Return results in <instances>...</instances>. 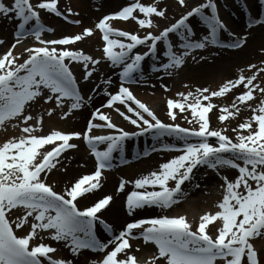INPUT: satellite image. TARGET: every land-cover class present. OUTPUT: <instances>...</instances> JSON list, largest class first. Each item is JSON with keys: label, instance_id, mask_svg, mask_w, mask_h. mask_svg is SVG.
<instances>
[{"label": "snow or ice", "instance_id": "1", "mask_svg": "<svg viewBox=\"0 0 264 264\" xmlns=\"http://www.w3.org/2000/svg\"><path fill=\"white\" fill-rule=\"evenodd\" d=\"M160 3L161 0L149 4L133 0L95 25L102 33L104 58L113 67L122 68L119 89L115 94L107 93L109 99L104 107L114 109L136 131L118 126L110 114L97 108L83 132L54 130L50 134L37 135L43 132L44 117L33 116L28 111L33 103L53 104L46 109V114L51 117L60 109L62 119L83 107L84 97L80 94L77 78L66 61L81 64L85 73L83 78L88 80L101 60L82 50L73 51L60 46L74 45L92 36L93 29L85 28L81 34L71 37L45 40L42 34L53 29L45 28L41 23V11L68 19L74 14L70 7L66 9V15L58 7L59 0H12L10 4L0 0V18L18 21L15 43L0 55V128L15 122L13 127H18L21 132L20 136L0 143V264H45V261L47 264H73L72 260L53 259L50 254L57 249L43 243L45 239L63 242L74 256L83 250L104 253L101 260L92 264H138L137 257L129 252L133 247L130 241L138 239L144 244L155 245L157 252L151 264H264L254 243L257 238L264 240V99L260 98L264 97V82H257L264 67L258 68L251 76L241 74L238 79L228 80L215 91L198 88L195 92L178 93L179 100L167 101V115L172 123L161 120L127 86L138 82L135 74L142 71L146 58L157 57L158 46H166L167 61L159 67L154 66L153 71L170 76L185 64L188 57L197 62L205 59L199 56L198 60L194 54L197 50H204L209 45L240 49L247 43L248 36L229 30L219 15L216 0H203L161 29L156 18L167 20L168 9L162 8ZM178 3L188 7L186 0H178ZM194 18H199L207 28V35L199 39H194L191 26ZM114 20L135 21L143 34L116 29L110 23ZM255 25H264V18L250 15L247 27L251 29ZM223 32L234 37L233 41L222 43L219 37ZM172 34L179 37L175 44ZM29 35L39 46L27 48L28 58L20 63L21 58L14 51ZM4 43L0 39V45ZM141 46H145L147 52L137 51ZM256 68L257 65H250L249 71ZM241 86L246 91L235 97L231 107L219 109L221 123L239 116L240 105L253 113L238 128L232 129L237 133L232 138L226 134L227 127H211L209 113L218 107L212 103L213 98L225 97ZM256 100H259L258 104L249 103ZM204 101L208 103L205 105ZM66 103L67 111H63ZM117 105H123L127 112ZM185 112H190L191 118L186 115L184 119L193 125L191 128L176 123ZM95 130H110V133L100 134ZM149 133L157 141L174 136L183 142V146L153 147V152L175 151L180 154L134 181L137 190L131 191L126 199L129 216L146 207L166 209L178 204L184 196L182 186L194 179V170L198 167L207 166L216 171L228 167L236 169L238 175L233 180L226 175L222 177L224 195L216 205L218 210L215 214L202 215L197 225L189 222L186 216L134 219L127 222L118 235L103 242L96 234L97 223L104 225L110 234L112 227L98 214L110 206L113 196L107 195L84 207L79 205V199L99 189L103 171L113 166L114 153L118 152L123 161L125 143ZM209 138H215L216 143H210ZM80 139L94 157L95 171L58 192L48 183L47 177L60 165L65 152L78 148L71 141ZM101 145H106V149L101 150ZM170 182H174V187L169 186ZM126 183L121 180L118 191L123 192ZM217 222L220 226L216 235H212L209 225ZM17 229L24 230V234L19 235Z\"/></svg>", "mask_w": 264, "mask_h": 264}, {"label": "bare ground", "instance_id": "2", "mask_svg": "<svg viewBox=\"0 0 264 264\" xmlns=\"http://www.w3.org/2000/svg\"><path fill=\"white\" fill-rule=\"evenodd\" d=\"M199 0H191V3L198 4ZM249 2L253 0H247ZM106 2L105 5L102 3ZM128 0H61L60 2V8H63L61 10L66 12L67 8H71L73 10V17L76 20H81V24L79 27H68L67 31V36L69 35H77L81 34L83 29L85 27H91L93 29V35L90 37H86L83 41H80V45L82 48L81 50H84L85 52L89 54H93L95 51L101 50L103 47L102 40L103 38L100 36V34L97 32L95 28V24L93 25L94 21H92V24H86V16H90L94 9H100L103 8V10L108 11L111 10L112 12H117L121 8H123L127 4ZM146 4L149 3H154L155 0H145ZM235 1L231 0L230 3H222L221 4V9L223 8V14L222 16L226 20V24L228 26H240L239 21H238V16H240V13L238 12V5L234 4ZM231 3L234 5L232 6ZM160 6L162 8L166 7L168 11L172 8V5L168 2L162 1L160 3ZM230 6V7H229ZM249 7V6H248ZM259 6L256 3H251L250 7L248 8L247 12L252 13L254 12L253 10H256ZM224 8L226 9L227 12L224 11ZM245 10V9H244ZM237 12L238 15H236L234 12ZM243 11V10H242ZM75 13H78V15H75ZM229 14V15H228ZM245 14V12H244ZM47 15V14H46ZM50 16L47 15V18ZM231 17V18H230ZM52 20L51 23H53V26L56 27V24H61L62 21H59L55 19L53 16L51 17ZM59 21V22H57ZM83 21V22H82ZM15 20H7L6 18H0V30L2 31V35L0 39H3L5 41V45H0V48H10L13 43H15V38L13 36V30H16V25L14 24ZM84 23V25H83ZM113 27L119 30H124V31H129V32H141L143 34V30H141L138 26V24L135 21L129 22L127 24L123 23H113ZM161 29L164 28L163 25H161ZM63 31L66 30H59L56 31L55 39H59L62 37L57 38V36H60L62 33H65ZM176 40L179 41V37L175 38ZM256 42H259V44L264 45V37H256L255 38ZM33 41L29 40H21V43L17 45V48L14 51V54L18 57H20V63L21 61H24L26 56H28L27 48L34 47L36 44H34ZM75 47V48H77ZM71 50H74L72 48ZM162 57V55H161ZM152 62H150L148 65L150 68L153 69L154 63L156 61H159V56L155 59H151ZM78 69L76 70V77L80 78L82 77V74H84L82 66L76 65ZM99 70L105 72L107 70H110V66L108 64H104L102 67L98 68ZM103 69V70H102ZM224 69H221L220 66L217 65H199L198 68L189 70L187 73H184L183 77L181 78V81L178 85H176V89L174 90H167L166 92L164 91L163 88H158L157 85L153 87L151 83L154 82H148L142 83L138 89H136V92L134 94L137 96L138 99H140L143 103L148 105L151 109L157 110V113L167 122V123H172L169 117H167V107L165 104V98L168 101L169 99H176L179 100L180 97L178 96V93L184 92L187 93L185 85H183V82L193 83V89L191 92L196 91L198 88H209L211 90H218L219 85L222 82V79L220 76H218V73L221 72ZM230 70H226L224 74L225 77H229L231 75ZM196 74H201L204 78L202 79L199 78L198 75ZM97 78V76L95 77ZM103 83L100 84L99 82L96 83H91L90 80H82V86L80 89V92H86L89 94V97H91L94 101L95 104H98L100 101L102 102L103 99H106L107 93L112 92L113 89H116L119 86V75L116 73L115 70H110L109 74L104 77H101ZM110 80L111 83L107 84L105 81ZM156 83H159L157 81ZM93 84V85H92ZM147 84V85H146ZM88 98V96L86 97ZM103 105V103H102ZM100 104V106H102ZM54 105L50 103V105H45L42 102H37L33 103L31 108L28 110L33 116H38V115H43L44 117V122L46 124V128L44 129L45 131H51L54 127L56 130H60L57 125H61V131L65 132L64 130L66 129L65 133L68 132H82V127L85 125V117H86V111H81L79 114L76 112L71 113V117L68 121L63 122L60 119H57L53 116H61L60 112L56 110V112L53 113L51 117H49L46 114V109L53 107ZM120 107V106H117ZM105 113L110 114V116L117 114V112L114 109H103L102 110ZM62 112V111H61ZM90 114V113H89ZM215 121L217 122V118H215ZM215 122V123H216ZM13 123L15 122H9L7 123L4 127L0 128V143L6 142V140L11 139L13 136H20L21 132L20 129L14 128ZM53 123L51 126L50 124ZM39 135V134H38ZM166 137V136H165ZM78 145V148L74 152H68L64 154L61 157V166L63 168L56 172H52L49 174L47 177L48 183L54 185L55 190L58 192H62L66 186H68L70 183L75 182L78 180L80 177L84 175H90L93 169L92 165V160L90 158V155L88 152L85 150V145L82 141H75L73 142ZM164 154L162 155V158H153V157H148L145 161L141 160L139 162H135L134 165L130 167H126V169H122L121 173L122 175L117 176V177H112V176H105L103 180H101V186L99 187L98 190L86 194L84 197L79 199V205L81 207L84 206H91L94 202H96L98 199H102L103 197L107 195L113 196V201L111 202L110 206L107 209H104L103 214L99 213L98 215H103V218L106 219L112 227V233L110 234L108 231L105 230L104 226L99 227V237L100 240L103 242H107L108 240L112 239L113 235H118L119 231H121V224L123 222H129L130 220H134L135 218L142 216L141 218H156L155 211L149 209H145V211L142 212L143 209H138L134 213L133 216H129L127 214V209H126V202L123 199V196L125 194L126 189H130L127 186V183L129 182H134L136 179L141 178L142 176L148 175L151 171H156L159 168V163L158 162H164L165 157H163ZM158 161V162H157ZM167 162V161H165ZM232 175L234 176L235 173L232 172ZM121 180L127 181L125 185V189L123 192L118 191L119 184ZM219 188V191H216L212 197L206 198V203L203 205L204 202L200 203L201 198L203 196H198V195H193L188 201H192L190 204H186L183 206H180L178 210L174 212L176 216L183 215L189 218L190 222H194V225H197L199 223V218L206 214V213H213L218 210L216 208V205L222 200V197L224 195L222 185H217ZM219 193V194H218ZM187 201V202H188ZM173 214V215H174ZM146 215H149L148 217H145ZM172 215V216H173ZM144 216V217H143ZM162 216V215H161ZM101 217V216H100ZM132 222V221H130ZM219 222H217V225H213L210 227V233L212 235H216L217 233V228L219 227ZM20 233H24V230L18 229ZM137 235L139 233L137 232ZM133 247L130 252V254L137 256V253L143 252L147 253L144 255L143 262L140 264H147L149 262V259H152L153 255L157 252V249L155 245L149 243V244H144L142 239L139 240H133ZM45 244L56 247L59 252V254L62 255V260L68 261L72 260L73 264H92L93 259L91 260L85 259L82 257V255H77L74 256L72 253H69L68 251H63L59 244L57 242H54L51 239H45L43 241ZM257 247H260V243L258 240L254 242ZM60 248V249H59ZM139 248L140 251H135V249ZM85 252V251H82ZM137 252V253H135ZM261 258L264 259V252L261 251ZM146 261V262H145Z\"/></svg>", "mask_w": 264, "mask_h": 264}, {"label": "rangeland", "instance_id": "3", "mask_svg": "<svg viewBox=\"0 0 264 264\" xmlns=\"http://www.w3.org/2000/svg\"><path fill=\"white\" fill-rule=\"evenodd\" d=\"M202 2H203V0H199L197 3L199 5ZM244 2L245 3H243V5H244L243 8H245L247 6V9H248L252 2L256 3L259 7L256 10H253L254 12L249 13L248 17L246 14H244L242 16L240 8L238 7V9H239L238 12L240 13V16H241V19L239 20L240 26L230 27V30L234 31L237 34H244V33L247 34V36H248L247 43L245 44V46L241 50H239L238 52H228V51L212 50L209 47H207L206 49L200 50L197 52L198 60H199V56H203V57H205V59L199 60V62H197V61L192 60V58H191L189 63H188L190 65L189 66L190 69H188V68L182 69V74H179V72H177V70H174L172 72V75L168 76V75H165L164 73H156L154 71H152V72L147 71L146 68L144 67L142 69V71L138 74V79L142 80V81H144L146 79H155V80L160 81V82L162 81V87L166 86L168 90H172L176 87V84H177L176 82L178 81V78L182 77L184 75V73H187L189 70L196 69V67H198V65H201V64H204L206 66L217 65V66H220L221 69H224L218 73V76H220V78L222 79V82L220 84V86H222L228 80L238 79L239 75H241V74H244L246 76H251L252 74H254L258 70V68L264 67V45L259 44V42L255 41L256 37H264V25H256L251 29H249L245 25L246 24L245 21L247 19H249L250 15L252 17H255V18H263L264 11L260 7L261 3L259 0H253L251 2L244 0ZM168 3L173 5L174 8L177 9L178 12L180 13L179 16L173 18V21H176L177 19H179L183 14H186L187 11H189L191 7L195 6L194 3H191V0H190V3L188 2V0H186L188 7H182L173 0H168ZM236 3L239 4L240 2L236 1ZM239 6L242 7L241 3L239 4ZM109 12H111V10L105 11V10L96 9V11H93L90 18H88L86 20V24L92 23L93 19H97V18L101 17L102 15H105ZM235 14H238V13L235 12ZM168 17L171 18L172 15H168ZM156 19L158 21L157 23L166 22L165 23L166 25H169L170 23L173 22L172 20L166 21V20H163L160 18H156ZM197 24L201 25L202 22L199 20V22ZM198 25H196V26H198ZM60 28H61V26H60ZM59 30H62V28ZM206 31H207V29H206ZM206 31L204 32V34H202V32H200L199 33L200 35L197 38H202L203 36H205ZM63 32H65V31H63ZM66 33L67 32L62 33L60 35V37H63ZM161 51H163V50H161ZM253 64L257 65V68L251 69L249 71V66L253 65ZM226 70H230L232 72L228 78L225 77L223 74V73H225ZM196 75L199 76L201 74H196ZM158 77H160V78H158ZM199 78L206 79L204 77H199ZM94 82H95V80H94ZM257 82H264V73L260 74ZM186 84H189L188 88H190V85L192 84V82L186 83ZM235 90H236V93L234 95H233V91H232V93H229L227 95L228 98H224V100L219 101L217 103L218 107H216V108L220 109V107H224V106L231 107L232 101L235 99V97L239 94H242L243 91H246V89H243V86H241L240 88H237ZM256 95L259 96V93L257 92ZM260 98L264 99V97H260ZM249 103L255 105V104L259 103V100L252 101ZM66 107H68V106H66ZM240 108H241L240 115L237 116L235 119L230 118L228 121L221 123L220 120L218 119L219 118L218 117L217 123H215V124H217V126H214L213 128L214 129H222V128L227 127L228 131L226 134L232 138H235L237 133L233 132L232 129L238 128V125L240 123L248 120L253 115V113L250 110H248L244 105H240ZM216 112L220 113V110L215 111V113ZM61 120L63 121L62 118H61ZM50 125L52 126L53 123H51ZM57 127L62 128L61 125H57ZM43 128H46L45 122H43ZM54 130H56L55 127H54ZM121 167L126 168L125 166H121ZM62 168H63V166L58 165V167L55 171L60 170ZM230 170L231 169H228L226 167L219 169V171L212 170V169H209L207 167L203 168L200 172H198L194 176V179L191 182H188L184 186V188L182 190V192L184 193L183 198H188V197H191L193 195H198V196L200 195V196H203V198H201V199H204V202H206V198L212 197L213 193H216L214 188L217 185H223V183H224L223 179H222L223 176H225V175L228 176V178L230 180H233L235 178V176L232 175V171H230ZM117 174L119 175L118 171H114L112 173V175H117ZM197 185H199V187H197ZM126 194L127 193H125L123 199H125ZM124 223H126V222H123L121 224V229H122V226ZM258 240L260 242V245H259L260 247H258V251L262 250L264 252V240H261L260 238H258ZM57 243L60 244V247L63 251H70L69 248L64 246L63 242H57ZM135 253H137V252H135ZM141 254H143V252L137 253L136 255H141ZM81 255L83 256V258H86L89 260H91V258L94 259V257L97 256V255H92L93 256L92 257L85 252H82ZM60 256H62V255L59 253H56L53 256V258L59 260ZM141 256H143V255H141Z\"/></svg>", "mask_w": 264, "mask_h": 264}]
</instances>
